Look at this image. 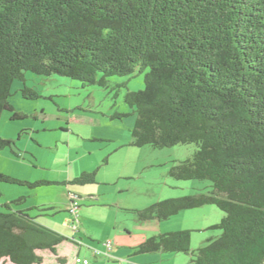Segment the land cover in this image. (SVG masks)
<instances>
[{"label": "trees", "instance_id": "trees-1", "mask_svg": "<svg viewBox=\"0 0 264 264\" xmlns=\"http://www.w3.org/2000/svg\"><path fill=\"white\" fill-rule=\"evenodd\" d=\"M143 70L144 89L123 98L136 115L129 146L194 145L168 177L211 185L130 212L138 222L204 206L224 215L208 229L221 234L196 250L182 230L147 238L137 252L181 253L188 264H264V0H0V117L14 111L11 86L27 72L106 88L110 77ZM21 93L39 98L25 85ZM12 144L0 138V151ZM96 174L64 184L92 185ZM0 183L52 184L2 174ZM3 208L0 264H45V253L54 264H77L79 244L72 241L69 259L59 252L67 237L27 211Z\"/></svg>", "mask_w": 264, "mask_h": 264}, {"label": "rangeland", "instance_id": "rangeland-1", "mask_svg": "<svg viewBox=\"0 0 264 264\" xmlns=\"http://www.w3.org/2000/svg\"><path fill=\"white\" fill-rule=\"evenodd\" d=\"M146 72L110 77L106 88L83 87L69 78L27 72L24 83L16 80L11 86L9 103L14 111L2 113L0 138L13 144L11 149L0 151V174L21 182L52 184L30 189L0 183V210L9 204L13 211H27L39 224L67 237L69 241L60 246L59 252L69 259L73 241L79 244L80 261L87 259L89 264H148L147 259L153 255L132 253L142 236L151 231H145L141 227L145 223L138 222L130 210L210 190L208 181H175L167 176L169 160H186L196 149L194 145L162 150L116 149L131 142L130 131L136 120L124 103V95L144 89ZM24 85L36 91L39 98L24 99ZM13 113L23 118L13 120ZM116 114L129 115L112 119ZM95 170V184H64ZM69 190L80 197L77 229L70 226ZM20 199L21 203L13 204ZM207 208L212 211L208 216L211 222L218 224L224 214L215 206ZM173 219L177 218L163 225ZM220 234L219 230L192 233L191 248L196 250ZM107 241L114 249L108 255L103 246ZM44 256L45 264H54L50 254Z\"/></svg>", "mask_w": 264, "mask_h": 264}, {"label": "crops", "instance_id": "crops-1", "mask_svg": "<svg viewBox=\"0 0 264 264\" xmlns=\"http://www.w3.org/2000/svg\"><path fill=\"white\" fill-rule=\"evenodd\" d=\"M129 143L119 144L116 149L120 150V149L134 148V149L144 150L147 147L146 146L143 148H135V147L129 146ZM175 161H182V160H176V159L175 160H169L168 163L170 164V167L173 165V162H175ZM150 166H151V164H150ZM167 176H168V174H167ZM70 194H74V192L69 190L68 198H69ZM100 196H101V194L98 197H100ZM98 197H96V198H98ZM206 208H207V206L194 209L193 210L194 213H185L187 211H183V212L179 213L178 215L172 217V218H177V219H173V221H170L172 223H170L169 225H166V223H165V225H163L165 221L159 222L156 220L147 221V222H152L150 224H148L147 222H141V223H145V225H142L141 227H143L145 231H147V229H149L151 232L149 235L146 234L145 236H142V238L139 240V243L133 247L134 251H133L132 255H139V253L137 252L139 245L142 244L147 238H150L152 236L170 233V232L182 231V230H188V231H191L192 233L205 232L211 226L217 224V223L211 222V219L208 216L212 213V211L210 209H208V208L206 209ZM197 210H200V211H197ZM188 211H192V210H188ZM180 214H182V215H180ZM177 216H180V217H177ZM172 218H170L166 221L172 220ZM113 250L114 249L112 248V250L108 254H111L113 252ZM148 255L154 256L151 259H147V261H149L148 264H188L190 261L189 256H187L185 254H181V253L157 252V253H149Z\"/></svg>", "mask_w": 264, "mask_h": 264}, {"label": "built area", "instance_id": "built-area-1", "mask_svg": "<svg viewBox=\"0 0 264 264\" xmlns=\"http://www.w3.org/2000/svg\"><path fill=\"white\" fill-rule=\"evenodd\" d=\"M69 199H70V208H69V213L71 216V220H70V226L73 229H77L78 228V224H79V205L77 203V199L78 197L76 195L70 194L69 195ZM103 246L106 248V253L108 255V253L112 250L113 244L111 241H107L103 244ZM95 255H98V253H95ZM77 264H89V261L87 259H83L82 261H80V259L77 261Z\"/></svg>", "mask_w": 264, "mask_h": 264}]
</instances>
